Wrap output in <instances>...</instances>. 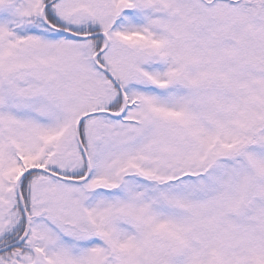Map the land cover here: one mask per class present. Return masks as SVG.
Segmentation results:
<instances>
[{
    "label": "snow or ice",
    "instance_id": "snow-or-ice-1",
    "mask_svg": "<svg viewBox=\"0 0 264 264\" xmlns=\"http://www.w3.org/2000/svg\"><path fill=\"white\" fill-rule=\"evenodd\" d=\"M0 264H264V0H0Z\"/></svg>",
    "mask_w": 264,
    "mask_h": 264
}]
</instances>
